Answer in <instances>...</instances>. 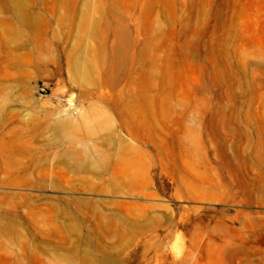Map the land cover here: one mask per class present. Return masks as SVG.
I'll list each match as a JSON object with an SVG mask.
<instances>
[{
  "label": "rangeland",
  "instance_id": "374dc122",
  "mask_svg": "<svg viewBox=\"0 0 264 264\" xmlns=\"http://www.w3.org/2000/svg\"><path fill=\"white\" fill-rule=\"evenodd\" d=\"M0 264H264V0H0Z\"/></svg>",
  "mask_w": 264,
  "mask_h": 264
},
{
  "label": "bare ground",
  "instance_id": "6f19581e",
  "mask_svg": "<svg viewBox=\"0 0 264 264\" xmlns=\"http://www.w3.org/2000/svg\"><path fill=\"white\" fill-rule=\"evenodd\" d=\"M15 2V1H14ZM14 10L18 13V15L23 19V14L19 11L18 7H17V2H15V6H14Z\"/></svg>",
  "mask_w": 264,
  "mask_h": 264
}]
</instances>
